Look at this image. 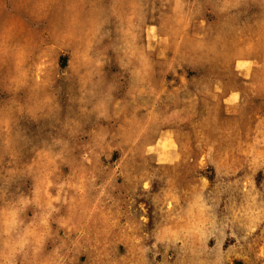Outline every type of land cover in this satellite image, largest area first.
Returning a JSON list of instances; mask_svg holds the SVG:
<instances>
[{
	"label": "rangeland",
	"instance_id": "obj_1",
	"mask_svg": "<svg viewBox=\"0 0 264 264\" xmlns=\"http://www.w3.org/2000/svg\"><path fill=\"white\" fill-rule=\"evenodd\" d=\"M0 264H264V0H0Z\"/></svg>",
	"mask_w": 264,
	"mask_h": 264
}]
</instances>
